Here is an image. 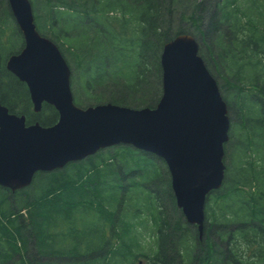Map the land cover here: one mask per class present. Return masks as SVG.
Instances as JSON below:
<instances>
[{
    "label": "trees",
    "instance_id": "1",
    "mask_svg": "<svg viewBox=\"0 0 264 264\" xmlns=\"http://www.w3.org/2000/svg\"><path fill=\"white\" fill-rule=\"evenodd\" d=\"M30 1L39 32L66 46L79 68L71 81L85 95L74 94L80 107H155L164 44L180 34L199 39L231 113L229 140L202 238L176 205L165 162L121 144L38 172L26 188L0 186V264H264V0ZM6 33L18 43L0 39L2 104L27 124H55L57 110L44 103L35 113L26 84L6 68L24 40L0 0V38ZM143 214L153 255L140 249Z\"/></svg>",
    "mask_w": 264,
    "mask_h": 264
},
{
    "label": "water",
    "instance_id": "2",
    "mask_svg": "<svg viewBox=\"0 0 264 264\" xmlns=\"http://www.w3.org/2000/svg\"><path fill=\"white\" fill-rule=\"evenodd\" d=\"M8 5L24 45L8 57L6 68L26 84L35 113L46 103L59 117L50 126L27 124L25 115L10 112L0 100V186L17 191L38 172L62 169L105 148L132 146L165 162L176 205L202 238L207 198L224 181L230 117L197 39L180 34L164 44L162 95L155 107H80L71 68L57 43L37 29L31 1Z\"/></svg>",
    "mask_w": 264,
    "mask_h": 264
},
{
    "label": "rangeland",
    "instance_id": "3",
    "mask_svg": "<svg viewBox=\"0 0 264 264\" xmlns=\"http://www.w3.org/2000/svg\"><path fill=\"white\" fill-rule=\"evenodd\" d=\"M8 1V0H7ZM9 6V5H8ZM12 15V14H11ZM12 18H13V16H12ZM13 20H14V18H13ZM14 22H15V20H14ZM15 24H16V22H15ZM17 25V24H16ZM18 27V26H17ZM18 30H19V28H18ZM19 32H20V30H19ZM7 33H10L9 31L7 32ZM4 34L3 36H1V42H2V44H4L5 42H7V40L8 39H10L11 41V43L13 44V45H15V44H17L18 43V41H17V39L18 38H16V37H14V36H9V38L7 37V35L8 34ZM18 35H19V37L22 39L23 37H22V34H21V32L20 33H18ZM197 39V38H196ZM197 41H198V43H199V54L202 56V51H201V48H202V50H205V44H203L199 39H197ZM57 43V45L59 46V48H60V50L62 51V49L64 50V53H63V55H64V57H65V59L67 60V62H68V64H69V66H70V68H71V71H72V74H71V80H72V78H73V75L76 77V79L78 80V78H79V68L77 67V64L74 62V59L73 58H71L70 57V55H69V53L68 52H66V46H63V47H61L60 46V42L58 43V42H56ZM22 48V46L19 48V49H16L17 51L18 50H20ZM7 51V48H5V51L4 52H6ZM10 56V54H8L7 56H6V58H5V61L4 62H6V60L8 59V57ZM202 58H203V56H202ZM204 61H205V63H206V65H207V60H205L204 59ZM209 69V68H208ZM213 75V74H212ZM216 79V78H215ZM75 85H76V87H72V81H71V87H72V92H73V96H74V94H76L78 97H85V95H82L81 94V90H80V87H79V84L78 83H75ZM219 88H220V86H219ZM78 90L76 93H75V90ZM220 91H222L221 89H220ZM162 95V94H161ZM161 97V96H160ZM74 99H75V96H74ZM99 103H103V102H98V101H92L90 104H92V105H96V104H99ZM85 106V105H84ZM82 107V106H81ZM229 114V117L231 118V113H228ZM166 165V164H165ZM147 216H146V214H143V216H141L138 220H137V226L136 227H138V230L140 231V236H139V241H140V243H141V247H140V249L144 252V253H146V254H149V255H153L154 254V252L157 250V243H156V237H155V235L153 234V232H152V230H151V226H150V221L148 220V222H147V220L145 221V218H146ZM205 231V230H204ZM141 261L142 262V264H146V262H147V259L145 258V257H140L137 261H136V264H138V261Z\"/></svg>",
    "mask_w": 264,
    "mask_h": 264
}]
</instances>
